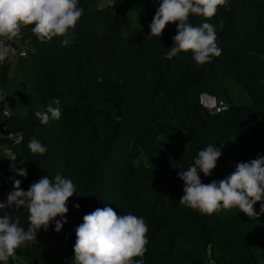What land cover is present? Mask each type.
Wrapping results in <instances>:
<instances>
[{
    "label": "trees",
    "instance_id": "trees-1",
    "mask_svg": "<svg viewBox=\"0 0 264 264\" xmlns=\"http://www.w3.org/2000/svg\"><path fill=\"white\" fill-rule=\"evenodd\" d=\"M101 1L79 0L84 13L70 30L69 46L59 36L41 42L33 25L24 26L28 56L0 64L11 110L4 116L0 103V125L24 133L13 147L17 166L27 169L25 183L60 173L77 190L69 198L63 244L46 248L54 237L45 235L15 253L34 264H74L76 227L84 215L110 206L144 218L145 264H264V214L249 218L233 208L201 215L180 205L184 181L178 177L209 143L221 147L222 156L211 176L200 173L205 184L264 155V0H227L218 7L207 22L216 26L222 54L204 65L191 51L163 58L177 25L168 23L160 37L150 35L160 0ZM189 22L199 26L205 18L193 14ZM226 79L243 86L252 103L228 99L225 109L211 112L199 96L208 92L223 100ZM56 99L61 118L41 124L35 112ZM32 138L48 151L32 153ZM3 211L27 229L25 208ZM7 264H14L13 256Z\"/></svg>",
    "mask_w": 264,
    "mask_h": 264
},
{
    "label": "clouds",
    "instance_id": "clouds-1",
    "mask_svg": "<svg viewBox=\"0 0 264 264\" xmlns=\"http://www.w3.org/2000/svg\"><path fill=\"white\" fill-rule=\"evenodd\" d=\"M226 3L227 0H160L149 25L150 35L160 37L168 23L177 25L173 44L163 58L172 60L181 52L191 51L195 63L204 65L219 57L222 49L217 43L216 26L207 21L216 15L219 6ZM83 13L79 0H0V37L13 39L22 27L33 25L31 31L41 42L59 36L63 37L62 46H69L74 40L70 30L76 27ZM193 14L204 17L205 22L193 26L189 22ZM219 23L222 27L223 20ZM9 55L8 50L0 48V64L8 60ZM61 115L59 99L50 103L46 110L35 112L41 124L59 120ZM28 148L34 154L48 151L47 146L36 138L29 141ZM221 156L222 148L209 143L186 170L178 173L184 181L180 205L201 215L238 208L249 218H258L264 214V155L237 163L235 170L224 179L203 183L200 173L211 176ZM10 168L20 176H27V169L17 168L14 162ZM10 179L13 190L7 194L6 200L0 201V210L23 207L28 212L29 223L25 229L8 211L0 214V262L3 264H7L17 248L36 240L41 228L47 231L53 221L55 231L60 232L67 222V202L77 193L73 181L60 173L54 179L42 176L27 191L21 188L22 181L16 176ZM257 202H261L259 212L254 207ZM75 207L78 209L80 205ZM75 232L74 264H145L143 257L148 251L149 227L143 217L131 212L118 214L106 206L84 215L83 223Z\"/></svg>",
    "mask_w": 264,
    "mask_h": 264
},
{
    "label": "built area",
    "instance_id": "built-area-1",
    "mask_svg": "<svg viewBox=\"0 0 264 264\" xmlns=\"http://www.w3.org/2000/svg\"><path fill=\"white\" fill-rule=\"evenodd\" d=\"M104 6L115 5L117 0H102ZM0 48L6 49L9 51V58L7 61L11 63H16L19 58L28 56V48L23 44V36L21 33L13 39H8L6 37H0ZM200 103L211 112H221L227 107V102L219 99L217 96L210 94L208 92H203L199 96ZM4 102L3 114L6 117H10V103L9 97L6 90L0 86V103ZM24 133L21 131L13 130L8 124L0 125V201L6 200L7 194L13 190V181L10 179L12 176H16L17 179L21 180V188L25 191L29 189L24 181V176H20L16 173L15 170L10 168V165L14 162L16 164V152L13 145H18L23 141ZM16 167L19 168L16 164ZM71 202L70 199L67 202V207L69 209ZM3 210H0V212ZM71 218V212L69 211L65 214V219L67 220L64 223L63 228L60 232L55 231V222L53 221L47 231L41 228L37 233L36 240L28 242L25 245L34 244L37 241H41L42 237L45 235H52L53 240L47 241L45 243L46 248H53L56 242H64L62 232L67 226ZM56 219H60L57 217ZM61 244V245H62ZM14 264H34L30 263L24 257L19 256L17 253L13 256ZM36 264V263H35ZM207 264H212L207 262Z\"/></svg>",
    "mask_w": 264,
    "mask_h": 264
},
{
    "label": "rangeland",
    "instance_id": "rangeland-1",
    "mask_svg": "<svg viewBox=\"0 0 264 264\" xmlns=\"http://www.w3.org/2000/svg\"><path fill=\"white\" fill-rule=\"evenodd\" d=\"M223 86L224 90L221 91L224 92H222L220 97L223 100L227 101L228 99H231L236 103L247 105L252 103V100L244 89V87L241 85H237L232 79H226L225 81H223ZM140 161H145V159L141 158L138 162Z\"/></svg>",
    "mask_w": 264,
    "mask_h": 264
},
{
    "label": "water",
    "instance_id": "water-1",
    "mask_svg": "<svg viewBox=\"0 0 264 264\" xmlns=\"http://www.w3.org/2000/svg\"><path fill=\"white\" fill-rule=\"evenodd\" d=\"M115 103H116V105L118 106V102L116 101ZM118 107H119V106H118ZM119 114L122 115V112H121V109H120V108H119Z\"/></svg>",
    "mask_w": 264,
    "mask_h": 264
}]
</instances>
